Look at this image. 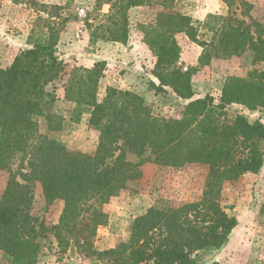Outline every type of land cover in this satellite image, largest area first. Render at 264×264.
<instances>
[{
  "label": "trees",
  "instance_id": "16d2710c",
  "mask_svg": "<svg viewBox=\"0 0 264 264\" xmlns=\"http://www.w3.org/2000/svg\"><path fill=\"white\" fill-rule=\"evenodd\" d=\"M95 1L98 8L110 9L101 25L90 26L91 44H127L129 11L158 2ZM221 1L228 9L226 16L209 14L203 22H194L174 10V0H163L155 23L138 26L156 58L150 89L156 94L170 91L183 102L179 118L155 116L144 97L117 87H107L100 100L106 62L72 68L64 85L65 100L74 105L68 122L78 125L89 116V129L99 134L94 154L69 150L39 131L43 117L51 131L63 128V117L51 113L57 97L48 87L66 74L68 65L59 58L57 47L69 21L58 26L50 14L37 18L28 36L29 48L10 66H0V171L10 173L0 198L3 263L38 264L40 241L48 228L31 215L37 183L47 207L64 202L59 223L52 228L59 244L67 247L73 240L82 255L106 264H204L202 252L218 251L228 242L238 221L221 205L224 186L263 169L264 123H250L241 115L228 119L225 111L232 105L250 111L264 108V71L227 78L218 105L210 95L198 96L192 79L213 59L229 60L250 51L255 63H264V22L253 17L254 5L246 0ZM178 35L203 49L197 66L188 70L179 66ZM129 155L139 161H129ZM147 162L171 168L208 167L202 197L179 206L163 202L150 207L133 222L128 241L97 251V229L108 221L102 206L130 181L140 179Z\"/></svg>",
  "mask_w": 264,
  "mask_h": 264
},
{
  "label": "rangeland",
  "instance_id": "374dc122",
  "mask_svg": "<svg viewBox=\"0 0 264 264\" xmlns=\"http://www.w3.org/2000/svg\"><path fill=\"white\" fill-rule=\"evenodd\" d=\"M162 1L158 0L151 6H143L129 14V22L132 26L130 30L137 34L140 32L138 28L140 24L155 23L157 14L163 10ZM246 1L254 5L253 17L264 22V0ZM46 2L49 4H42ZM109 9L108 5L98 8L95 0H21L19 3L13 0H0V59L9 56L6 48L12 45V41L29 30L31 32L39 16L47 18L50 14L58 26H62L65 20L77 21L90 36V26L101 25L104 21L103 15L108 14ZM174 10L190 16L194 22H203L209 14L226 16L228 13L227 7L221 0H174ZM177 41L182 49L179 66L184 70L197 66L203 49L192 43L185 35H178ZM152 56L155 58L153 54ZM68 59L72 60L71 57ZM63 62L68 65L66 74L48 87V91L57 97L51 113L56 117H63V128L60 131H51L48 120L43 117L39 120V131L42 135L62 142L69 150L94 154L98 146L99 134L89 129V116L85 115L78 125H71L68 122L74 105L67 102L65 96L64 101L62 100L61 85L67 82L72 68L77 65L74 61ZM252 71H264V63H255L250 51L229 60L213 59L193 77V88L198 96L210 95L218 105L226 79L246 77ZM106 89V85L100 82V100L104 99ZM146 90L151 96L139 95L148 102L155 116L168 119L181 116L184 103L178 101L170 91L156 94L155 90L150 89L149 83ZM225 114L228 119L241 115L250 123L255 121L264 123V108L250 111L243 106L232 105L226 109ZM262 148L264 151V141ZM128 160L139 161L133 155H129ZM13 171L17 173L16 168ZM141 171L140 179L130 181L125 190L102 206L103 212L108 215V221L106 225L97 229L94 240V248L97 251L113 249L120 243L128 241L133 222L150 207L163 202L179 206L199 200L209 172L206 166L188 165L171 168L151 162L145 163ZM23 172L29 173V170L25 169ZM19 177L18 180L24 183ZM9 179V172L0 171V198ZM34 191L35 200L31 215L48 228L47 237L40 241L41 252L38 264H106L97 257L82 255L73 240L67 247L59 244L52 228L59 223L64 202L58 200L47 207L40 184L35 185ZM221 205L229 216L237 219L238 226L220 250L202 252L200 260L204 264L211 261L222 264H264V167L258 174H247L238 181L226 183ZM3 259V254L0 252V264H5Z\"/></svg>",
  "mask_w": 264,
  "mask_h": 264
},
{
  "label": "crops",
  "instance_id": "0c3cea01",
  "mask_svg": "<svg viewBox=\"0 0 264 264\" xmlns=\"http://www.w3.org/2000/svg\"><path fill=\"white\" fill-rule=\"evenodd\" d=\"M140 8L142 7L132 8L129 14L131 15L132 12ZM29 32L30 30L20 35L18 39L12 41L10 47L6 48L9 56L0 59L2 68L10 66L20 52L29 48L27 44ZM57 49L61 60L65 62L74 61L79 67L92 68L98 62H106V70L101 80V84L103 83L106 87L112 86L130 90L144 97L151 96L146 87H148L156 61L143 43L141 32L136 34L131 29L127 44L98 41L91 45L89 33L83 28V25L77 21H69L61 32ZM66 57H71L72 60L66 59ZM65 83L61 85L63 101Z\"/></svg>",
  "mask_w": 264,
  "mask_h": 264
}]
</instances>
